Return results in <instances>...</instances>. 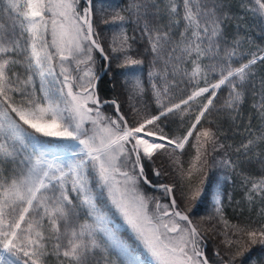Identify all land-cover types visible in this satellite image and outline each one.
<instances>
[{"label": "snow or ice", "instance_id": "1", "mask_svg": "<svg viewBox=\"0 0 264 264\" xmlns=\"http://www.w3.org/2000/svg\"><path fill=\"white\" fill-rule=\"evenodd\" d=\"M78 4L79 0H0V19L6 14L11 21L9 27L0 24V164L12 163L21 169L11 177L0 172V248L17 259L22 254L25 258L23 264H46L49 256H54L57 264H142L107 227V217L90 187V176L94 175L101 189L100 195L106 191L111 203L136 231L155 264H208L199 250L198 229L186 214L178 210L174 197L170 205L163 206L155 221L148 215L145 197L137 188L140 178L148 183L142 161H152L168 147H172V153L183 151L194 137L192 147H195L196 155L187 175L200 172L207 163L202 158V150L208 144L216 145L215 133L201 125L202 118L206 113L210 114L217 91L225 85L230 92L224 107L238 110L243 96L241 89L252 74V66L257 60L264 61V56L253 55L247 63L233 67L232 58L237 55V49L222 48L221 25L227 15L219 0H182V17L176 0H167L165 10L170 19L167 30L150 25L147 19L150 9L159 12L161 5L157 0H145L144 4L135 7L137 12L143 9V35L155 59L164 60V77L167 76V65L172 64L173 77L182 75L197 86L187 99L165 106L160 101L161 90L154 83L157 103L162 109L159 114H141L135 110L137 118L130 123L120 112V106L111 101L118 115L116 119L106 118L99 107H89L90 103L100 104L94 93L96 77L92 69L88 68L78 78L79 81H84V77L90 79L77 83V78L68 73L63 63L75 59L77 67L87 64L93 61L94 50L108 59L104 47L94 38L92 0H87L82 13L77 10ZM252 11L264 17V0H254ZM112 19L123 22L125 17L116 14ZM181 24L183 31L178 33L179 39H174L171 35L173 25ZM128 39L121 32L119 47L113 51H126L130 47ZM80 54L83 59L79 58ZM205 56L215 58L216 62L203 64ZM56 57L61 61L59 75L63 80L57 79L53 67ZM186 61L191 63V71H181V65ZM141 63L125 56L122 66ZM16 65L39 76V95L34 86L29 88L33 84V75L21 79L13 70ZM210 72L219 73L215 82H209ZM201 80L204 87L199 86ZM135 87L143 90L139 81ZM76 88L79 91L74 90ZM162 91L168 93L167 81ZM198 97H204L206 103L200 106L187 131L176 137L164 134L157 122L177 110L183 114L191 107L189 102ZM181 105L187 107L181 109ZM261 108L264 109V105ZM261 116L264 117V111ZM87 122L91 123V129L85 127ZM41 137L75 142L64 145L73 149L71 155L74 159L67 163L58 162L56 156L48 159L49 144ZM258 139H264V136ZM254 143L249 139L241 148L247 152ZM29 147L39 150L35 158L31 155L20 158V149ZM180 171L184 178L186 174L182 165ZM154 174L160 175V172L155 170ZM68 183H71V191L77 194L78 205L69 196ZM160 187L166 194L173 192L172 186ZM57 190L59 195H55ZM200 191L197 188L193 199ZM250 193L264 198V178L252 183ZM251 199L252 195H249ZM215 202L219 205L218 195ZM77 208L86 209V215L93 223L77 224L74 219ZM156 208L161 209V205L157 203ZM221 211L216 208L217 213ZM163 217L169 219L165 221ZM176 218L186 221L188 226L182 227ZM236 231L243 232L253 243L258 235L264 239V230L257 233L237 227ZM0 264L14 262L5 260L0 254Z\"/></svg>", "mask_w": 264, "mask_h": 264}, {"label": "trees", "instance_id": "2", "mask_svg": "<svg viewBox=\"0 0 264 264\" xmlns=\"http://www.w3.org/2000/svg\"><path fill=\"white\" fill-rule=\"evenodd\" d=\"M144 3L145 0H92V23L96 33L94 38L104 47L108 59L106 61L100 58V54L94 50L93 61H89L87 64H80L77 67L75 59L63 62L68 73L77 78V83H83L90 79V77H85L84 81H79L82 69L91 68L96 76L107 62L96 85L97 98L100 102L104 99L115 101L120 106V112L126 116L130 123L134 118H137L135 110H139L141 114L153 115L159 114L162 110L157 103V96L153 89L154 83L157 89L161 90L160 101L165 106L186 99L197 86L195 83H189L188 78L182 75L173 77L172 64L167 65V76L164 77L166 68L164 60L155 59V54L151 52L147 38L143 35L145 23L143 9L141 8L137 12L135 7ZM157 3L161 5L160 11L150 9L147 19L152 27H161L162 30H167L170 23L165 10L167 0H157ZM176 3L182 17V0H176ZM219 3L223 5V12L227 15V19L221 25L223 29L222 48L235 47L237 49V55L232 58V61L233 67H239L241 63H247L253 55L258 56L264 52V17L252 11L254 0H219ZM84 7H86V3L79 0L77 10L82 13ZM116 11L125 17V33L129 38L128 45L130 47L124 52L113 51L114 48L119 47L121 38L117 32V23L112 19ZM0 24L5 27L11 25L6 14L0 19ZM180 31H183V24L173 25L171 35L174 39H179ZM220 55H223L222 50ZM125 56L142 61L138 65V81L143 90H139V93L133 86L131 76L133 67L122 66ZM79 58L83 59V54H80ZM214 62H216L215 58L209 59L205 56L202 59V63L205 65ZM60 64L59 57H56L53 65L57 79L63 80V77L59 75ZM183 69L191 71V63L186 61L181 65V71ZM13 70L21 79L33 75V84L29 85V88L34 86L37 95L40 94L38 75L27 71L21 65H16ZM150 73H155V75L150 76ZM218 78V72L209 73V82H215ZM13 79L15 80V77ZM166 81L169 91L164 94L162 89ZM199 86H205L203 80L200 81ZM241 91L243 93L242 102L239 103L238 110L234 111L224 107L225 101L229 98L230 89L226 85L222 86L217 91L214 106L210 108V114L206 113L205 118H202L201 125L211 128L215 133L216 145L213 147L208 144L202 150L204 151L202 158L207 163L202 166L200 172L193 171L190 176L187 175L196 155V149L192 147L195 144L194 137L190 138L189 144L183 151L176 150L175 153H172V147H168L166 150H162L163 154L158 153L152 161H142L147 180L154 184L165 183L173 187L172 195L177 200L178 210L186 214L192 221V225L198 229L200 233L198 237L199 249H202L204 257L212 264L224 262L227 264H264V239L258 235L253 243L243 232L236 231L237 227L245 231L254 230L257 233L264 230V198L258 194L250 193L252 183L264 178V139H258L264 136V117L261 116V111H264L261 108L264 105V61L257 60V63L252 66V74ZM207 95L206 93L205 96ZM189 103L191 107L183 114L177 110L175 114L162 117L161 121L157 122L164 134L169 137L182 136L194 122V116L198 114L200 106L206 103V100L204 97H198ZM89 106L97 107L91 103ZM186 107L181 105V109ZM99 109L106 118H117L112 103L99 106ZM90 126H92L90 122L85 124L87 128ZM199 127L200 125H198ZM41 139L65 151H73V149L65 148L64 145L75 143L57 137H41ZM249 139L254 140L255 143L245 152L241 145L247 143ZM37 154L35 149L29 147L20 149L19 156L22 158L31 155L34 159ZM181 165L186 174L184 178L181 177ZM198 167L200 166L198 165ZM20 170L17 165L12 163L0 164V172L9 177L18 174ZM155 170H158L160 175H155ZM201 180L203 183H200ZM66 187L73 203L78 205L79 200L76 199L77 194L71 191V183H68ZM90 187L93 194L98 196V203L101 205L102 211L107 213L109 219L117 224L114 230L118 236L126 245L146 259L142 241L134 231L123 224L120 215L109 202L105 192L100 195L101 189L97 186L94 175L90 176ZM137 188L145 197L149 214L156 208L158 202L170 205L163 188L154 189L141 179H139ZM197 188L201 190L200 194L193 199ZM217 188L219 205L214 201ZM49 195H53V193L49 192ZM55 195H59L58 190ZM249 195H252L251 200H249ZM217 207L222 209L220 213L216 212ZM77 213L74 218L77 224L85 221L93 223L91 217L86 215V209L77 208ZM177 222L181 226H188L185 221L177 220ZM228 241L233 243L229 244ZM236 241L239 243H235ZM1 250L2 248H0ZM218 253L219 255H217ZM3 256L5 260H11L14 264H23L25 259L22 254L17 259L6 251ZM46 264H57V260L54 256L46 257Z\"/></svg>", "mask_w": 264, "mask_h": 264}, {"label": "rangeland", "instance_id": "3", "mask_svg": "<svg viewBox=\"0 0 264 264\" xmlns=\"http://www.w3.org/2000/svg\"><path fill=\"white\" fill-rule=\"evenodd\" d=\"M116 14H119V15H121L120 13H118L117 11L115 12V14H114V16L116 15ZM122 16V15H121ZM116 23H117V32L119 33V35H120V37H121V32H123V34L124 35H126V33H125V26H124V21L123 22H121V21H116ZM51 41V37H50V35H49V42ZM53 67H54V65H53ZM133 67V73H132V80H133V86H134V89L139 93L140 91H139V89H137L136 87H135V85H136V83H137V81H138V72H139V66L138 65H135V66H132ZM55 69V68H54ZM87 69H82L81 70V72H80V77L81 76H83L84 75V72L86 71ZM56 72V71H55ZM39 77V76H38ZM85 78V77H84ZM49 79H51V78H49ZM39 80H40V78H39ZM57 87H59V84H57L56 85ZM91 129V128H90ZM55 130V129H54ZM37 152L39 151L38 149H35ZM49 155H48V159H52V157L53 156H56V157H58L59 158V161L58 162H61V163H67V162H69V161H71L72 159H74V157L71 155V152H64L62 149L61 150H59V148L58 147H56L55 145H53V144H49ZM137 171V170H136ZM105 193H106V191H105ZM106 195H107V193H106ZM161 195H163V194H161ZM217 195L219 196V194H218V188L216 189V195H215V197H214V199H215V201H216V197H217ZM108 197V196H107ZM109 199V198H108ZM109 202L111 203V201H110V199H109ZM160 205H161V209H157V208H155L153 211H151L150 212V214L148 213V215L149 216H152L153 217V220H155L156 219V217H158L159 215H160V213L162 212V210H163V206L164 205H166L165 203H161V202H158ZM112 204V203H111ZM156 205H157V203H156ZM112 206L116 209V211L118 212V214L120 215V217H121V220H122V222H123V224L125 225V226H127L129 229H132L135 233H136V231L131 227V225H129L128 224V222L126 221V219H125V217H124V215L112 204ZM105 214V213H104ZM106 215V214H105ZM106 217H107V221H108V223H107V227L108 228H110V229H112L114 232H115V230H114V227H116L117 226V224L116 223H114L111 219H109V217L106 215ZM92 219V218H91ZM163 219L165 220V221H167L169 218L168 217H163ZM176 220H178L177 218H176ZM182 227H184V226H182ZM115 234L118 236V234L115 232ZM137 234V233H136ZM169 235H176V233H170ZM119 237V236H118ZM119 239L122 241V239L119 237ZM124 243V242H123ZM125 244V243H124ZM126 245V244H125ZM144 246V245H143ZM198 246H199V248H200V244H199V242H198ZM131 251H132V253L135 255V256H137L138 258H139V260L140 261H142V264H155V261H154V259H153V257L150 255V253H148V251H147V249L145 248V255L147 256V260H148V262H145L144 261V259H143V257L139 254V253H137L136 251H134V250H132L130 247H128ZM200 250V249H199Z\"/></svg>", "mask_w": 264, "mask_h": 264}, {"label": "water", "instance_id": "4", "mask_svg": "<svg viewBox=\"0 0 264 264\" xmlns=\"http://www.w3.org/2000/svg\"><path fill=\"white\" fill-rule=\"evenodd\" d=\"M262 56V55H261ZM102 57V56H101ZM104 70V69H103ZM103 72V71H102ZM101 74L102 73H99L98 75H97V77H96V79L94 80V91H95V86H96V82H97V80H98V78L101 76ZM95 96H96V92H95ZM105 101H108V100H105ZM105 101H103L102 103H101V105H103L104 103H105ZM115 111H116V107H115ZM166 143V142H165ZM142 180L144 181V178H142ZM148 185H151V186H153L154 188H158V187H160V185H152L150 182H148L147 183ZM164 185H167V184H164ZM169 195V199H170V202H171V200H172V194H168ZM208 264H211V263H209L208 262ZM223 264H226V263H223Z\"/></svg>", "mask_w": 264, "mask_h": 264}, {"label": "bare ground", "instance_id": "5", "mask_svg": "<svg viewBox=\"0 0 264 264\" xmlns=\"http://www.w3.org/2000/svg\"><path fill=\"white\" fill-rule=\"evenodd\" d=\"M105 213V212H104ZM107 216H108V214L107 213H105Z\"/></svg>", "mask_w": 264, "mask_h": 264}]
</instances>
